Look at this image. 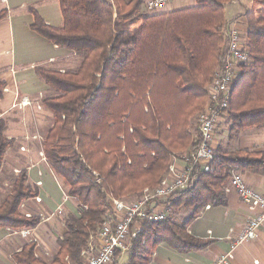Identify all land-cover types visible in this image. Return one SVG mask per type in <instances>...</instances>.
Returning <instances> with one entry per match:
<instances>
[{"label": "trees", "instance_id": "1", "mask_svg": "<svg viewBox=\"0 0 264 264\" xmlns=\"http://www.w3.org/2000/svg\"><path fill=\"white\" fill-rule=\"evenodd\" d=\"M230 1L197 0L194 7L150 15L140 11L142 0H60L59 27L36 14V32L84 55L77 71L39 69L60 92L43 101L54 114L44 154L80 213L67 218L52 262L39 258L36 242L30 241L14 254L17 264H83L82 251L110 211L109 198L157 186L173 153L194 149L198 132L192 121L205 107L207 85L227 50ZM5 17L1 11L0 21ZM246 17L250 60L230 91V138L264 125V0H254ZM3 87L0 83V95ZM12 142L0 120V168ZM215 153L213 169L197 170L194 185L169 203L173 210L192 209L191 216L183 222L171 214L142 221L128 264H150L161 242L181 252L206 247L208 240L191 235L188 226L207 205L226 204L231 169L264 173V151L218 146ZM37 195L21 171L0 205V228L36 227L40 217L23 214L20 206Z\"/></svg>", "mask_w": 264, "mask_h": 264}, {"label": "crops", "instance_id": "2", "mask_svg": "<svg viewBox=\"0 0 264 264\" xmlns=\"http://www.w3.org/2000/svg\"><path fill=\"white\" fill-rule=\"evenodd\" d=\"M146 1L142 0L140 11L150 15L197 5V0H170L161 9L151 12L146 7ZM253 1L232 0L225 4L226 24L239 23L238 27L245 37L248 29L246 14ZM235 5L239 6V10ZM232 9H235L233 15L229 14ZM1 11L6 12V17L0 21V83L4 85L0 95V120L4 123V135L13 142L7 148L0 168V205L11 193L17 176L25 171L27 184L37 189L38 195L25 199L20 211L27 216L40 217V222L34 228H0V264H17L14 254L30 241L36 242V255L50 263L59 250V240L67 232L66 220L70 214L78 213L79 203L69 195L64 179L53 170L44 154V141L53 126L54 114L43 101L58 96L60 92L46 82L39 69L77 71L84 55L55 45L32 27L36 14L48 25L62 26L60 0H0ZM237 13L240 16L234 18ZM23 98H28L31 103L19 106ZM196 125H192V129ZM220 125L214 137L216 148L264 151V125L248 127L234 138L229 137V129L225 130ZM232 141L237 143L232 145ZM186 153L189 150L173 153L171 161L174 155ZM242 175L249 186L264 195V173L242 170ZM225 187L226 204L207 205L188 226L191 235L208 240L206 247L181 252L167 242H161L152 254L150 264H210L227 253L233 254L229 264H264V224L257 230L254 239L235 241L248 220L260 209H252L243 203L231 183L227 182ZM138 194L121 198L132 200ZM180 210L169 207V215H178ZM23 231L29 232L23 234ZM92 242L98 247L97 237ZM129 253L120 255L114 263L128 264ZM125 255L128 257L124 262Z\"/></svg>", "mask_w": 264, "mask_h": 264}, {"label": "built area", "instance_id": "3", "mask_svg": "<svg viewBox=\"0 0 264 264\" xmlns=\"http://www.w3.org/2000/svg\"><path fill=\"white\" fill-rule=\"evenodd\" d=\"M168 1L170 0H147L146 7L148 11L156 12ZM227 38L225 57L208 85L209 98L205 107L198 113V136L194 149L181 156L174 155L157 186L144 188L132 200L109 198L110 211L104 215L101 226L90 236L91 242L83 249V264H114L120 255L130 252L132 240L140 231L142 221L166 219L170 212V201L179 192L194 185L196 171L213 169L217 149L214 145L215 132L227 117L231 102L230 91L239 78L241 67L250 60L246 48L247 37L237 24L230 27ZM30 103L28 98H23L18 105L26 106ZM228 182L236 188L243 203L252 209H260L257 215L248 220L235 241L239 243L254 239L257 230L264 224V195L249 186L242 170L237 167L231 169ZM28 232L23 231V234ZM95 237L99 239L98 247L93 246L92 239ZM232 255L224 254L210 264H229Z\"/></svg>", "mask_w": 264, "mask_h": 264}, {"label": "rangeland", "instance_id": "4", "mask_svg": "<svg viewBox=\"0 0 264 264\" xmlns=\"http://www.w3.org/2000/svg\"><path fill=\"white\" fill-rule=\"evenodd\" d=\"M233 5V4H232ZM229 6V4H227V7ZM235 7L239 10V6L235 5ZM229 9V7L227 8V10ZM241 9V8H240ZM234 10L235 9H232L230 10V13L229 14H234ZM237 16H240L238 15V13L236 14V16H234V18H237ZM237 26L240 27V24L239 23H236ZM195 124L196 125V128L198 126V119H197V115L193 118V121H192V125L194 126ZM231 124V122L229 121V119L226 117L224 118V121H223V124L220 125V127L222 126V128H224L225 130L226 129H229V125ZM237 141V140H236ZM236 141H232V145L237 143ZM64 181V180H63ZM65 183V182H63ZM134 197V196H133ZM181 210L178 212V215L177 214H174V218L177 220V221H180V222H183L185 221L189 216H191V213H192V209H188V208H180ZM78 213H80V211H78ZM128 256L125 255L123 257V261L125 262V259L127 258Z\"/></svg>", "mask_w": 264, "mask_h": 264}]
</instances>
